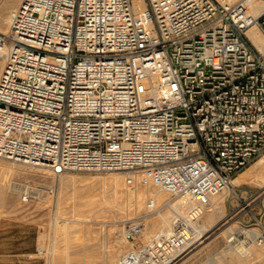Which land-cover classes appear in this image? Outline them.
<instances>
[{
	"label": "built area",
	"instance_id": "2783aa9c",
	"mask_svg": "<svg viewBox=\"0 0 264 264\" xmlns=\"http://www.w3.org/2000/svg\"><path fill=\"white\" fill-rule=\"evenodd\" d=\"M264 0H22L0 33V159L57 172L136 173L199 208L119 264H171L231 188L229 243L264 247L261 194L233 181L264 157ZM25 195L24 200H27ZM247 196V195H246ZM258 203H257V202ZM233 223V224H235ZM252 231H254L252 233Z\"/></svg>",
	"mask_w": 264,
	"mask_h": 264
},
{
	"label": "rangeland",
	"instance_id": "374dc122",
	"mask_svg": "<svg viewBox=\"0 0 264 264\" xmlns=\"http://www.w3.org/2000/svg\"><path fill=\"white\" fill-rule=\"evenodd\" d=\"M6 1H1L0 13H2L3 4ZM21 1L19 0L12 10L16 9ZM7 28L8 24L1 32H6ZM263 159L264 157L257 160L238 177H245ZM35 167L0 159L1 182L6 185L25 186L24 188L32 191L28 194L27 200H24L25 195H27L25 190L13 195V197L5 195V198L4 196L0 198V264H119L122 256L131 250L130 243L125 239L126 226L142 221L145 230L138 240L146 245L168 228H165V224L162 223L161 216L167 212L168 203L174 204L179 200L172 195L167 196L163 193V200L157 205L158 207L153 206L152 198L148 196L144 199V204L139 205L138 187L154 185L136 183L134 180L130 182L131 184L128 183L129 187L126 183L119 187L120 199L115 205L119 204L117 206L122 211L119 212L118 207L114 208L118 211L116 213L102 211L100 207L79 211L76 208L77 203L81 202L91 192L93 193L95 190L98 193L94 192V194H99L101 190L102 193H105L106 190L108 192L109 190L105 188L110 187L111 181L116 177L127 180L129 176H137V174L125 172L108 174L57 173L48 167H40L44 168L45 171L52 172L50 175H41L35 172L37 170L34 169ZM138 177L140 178V176ZM242 185L245 187L243 195L247 198L262 192L255 185L249 183ZM155 188L159 190L157 187ZM34 189L41 193L37 195ZM62 196L64 213H59L60 197ZM228 196L229 194L225 198L227 218L230 212V202L235 203L229 200ZM258 200L260 202H256L259 205H255L253 211L254 213H264V196ZM123 210L129 211V213L123 212ZM156 210H160L161 213H157ZM231 223L235 222L230 221ZM68 224L72 228L63 233V229ZM227 227V225H219L207 235V238L203 240L204 243L189 254L188 252L185 253L171 264H199L200 261L214 257L216 252L225 249L227 245L241 251L254 247L242 244L244 236L238 238L239 242L228 243V234H223ZM233 228L236 231L239 229V225L235 223ZM121 249L124 251L119 254Z\"/></svg>",
	"mask_w": 264,
	"mask_h": 264
},
{
	"label": "bare ground",
	"instance_id": "6f19581e",
	"mask_svg": "<svg viewBox=\"0 0 264 264\" xmlns=\"http://www.w3.org/2000/svg\"><path fill=\"white\" fill-rule=\"evenodd\" d=\"M1 1L3 2V0H0V4L2 3ZM18 2H19V0H7L6 3L4 2V4H3L4 8H3V10L1 8L2 13H0V33H2L1 30H3L7 24L9 25L10 16L8 17V14L10 12L12 13L15 10V9L14 10H12V9L15 8V6L18 4ZM253 4L256 7H259L258 12H260L262 10V8L264 7L263 3L259 2V1H255ZM137 5H138V8H140V9L144 8L145 7L144 0H137ZM1 7H3V6H1ZM248 37H249L250 41L253 43V45L261 53L264 54V35L261 33V31H259L257 29V27H253L248 31ZM3 68H4V59H3L2 55L0 54V76L2 74ZM31 167H33V166H31ZM34 169H37V170H35V172L37 174H41V175H46V174L50 175L52 173V172L50 173L49 171H45L44 168H40V167H38V168L35 167ZM32 170H33V168H32ZM134 180L136 181V183H141V180L138 176H129L127 178V180H126V178H121V177L117 178L116 177V179L111 181L110 187L105 188V189L109 190L108 192L106 190L105 193H102L103 191L101 190L102 189L101 188L100 190L102 192L99 190L100 191L99 194H96L98 192H97V190H95L94 191V192H96L95 194H94V192L93 193L91 192L92 194L91 193L88 194L85 198L82 197L83 198L82 201L77 203L76 208L79 211H84L87 208L92 209L93 207H100V210H102V211H106V212H110V213H116V211L119 210V212H120V211H122V209L117 206L119 204L115 205V203H118L119 199H120V190H119L120 188L119 187L122 184L123 185L125 183L128 184ZM243 183H249L250 185H255V186L259 187V189H261V191H262L261 196L262 197L264 196V159L261 160L260 162H258L246 174L245 177H243V178L236 177V179L233 181V185H242ZM125 186H127V185H125ZM24 187L6 185V184H3V182H1V180H0V198L3 196L5 198V195H8V196L10 195L13 197V195L20 193L22 190H25L26 194H29L30 192L32 193V191H29V189L24 188ZM128 187H129V184H128ZM153 187L154 186H150V185H148L146 187L145 186L138 187V200H139L138 204L139 205H143L144 199L146 198V196H148V197L152 198L153 206L158 207L157 205L160 202H162V200H163L162 199L164 197L162 195L163 193H165V195H167V196L171 195L168 192L162 191L158 187L157 188L159 190H156V188H155L156 186L154 188ZM35 192L37 195L39 193H41L40 191L38 192L37 189L35 190ZM35 192H33V193H35ZM100 193H102V194H100ZM230 193H231V188L228 191H226L225 193L212 198L210 200L209 205L202 211L201 217H200V222L198 225V232H199L200 238H199L198 242L196 244L192 245V247L187 251L188 254L193 249L197 248L199 245L204 243L203 240H205L207 238V235L212 230H214L216 227H218L219 225H221V226L227 225L228 226L227 229L223 231V234H228L227 238H228V243H229L230 234L233 231H235V229L233 228L234 224H232V223L230 224V223L226 222L227 217L225 214V198H227V195L228 194L230 195ZM32 197H34V196H32ZM79 199H81V198H79ZM63 200H64L63 196L60 197L61 205H60L59 213L63 212V208H62ZM150 202H151V199H150ZM152 203H151V205H152ZM65 204L66 203L64 202V205ZM167 205H168L167 212H165V214H163L161 216V219L163 221L162 223L165 224V228H167V227L169 228L172 225L171 222H172V219L174 218L173 213H181L183 215H186V214H189L190 212H193L194 210L199 208L195 203H193L187 199H184V198H180L174 204L168 203ZM116 207H118L117 210L114 209ZM129 208H131V207H129ZM149 208H150V206H149ZM156 211H157V213H161L160 210H156ZM123 212L129 213V211H126V210L125 211L123 210ZM222 223H224V224H222ZM74 227H76V226H74ZM71 228H72V226L70 224H68V226H66L63 229V233L66 231H69ZM167 229H164V230L166 231ZM162 231H163V229H162ZM253 232L254 231H252V233ZM40 238H42V237H40ZM61 239H62V237H61ZM123 251H124V249H121L119 251V254H122ZM127 255H128V253L126 255H123L121 260H123ZM256 259H260V260H256ZM254 260H256V261H254ZM257 263H259V264L264 263V247H261V248L252 247V248L246 249L244 251H241V250H238L237 248H235L231 245H227V247L225 249H223L219 252H216L214 257H211L205 261L203 260L202 262L200 261L199 264H257Z\"/></svg>",
	"mask_w": 264,
	"mask_h": 264
}]
</instances>
